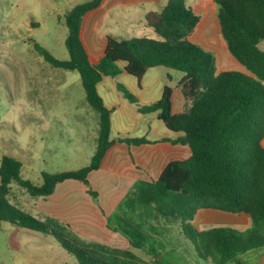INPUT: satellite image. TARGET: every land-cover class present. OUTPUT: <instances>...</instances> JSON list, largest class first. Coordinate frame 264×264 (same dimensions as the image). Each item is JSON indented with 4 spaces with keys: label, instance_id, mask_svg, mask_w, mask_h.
Masks as SVG:
<instances>
[{
    "label": "trees",
    "instance_id": "1",
    "mask_svg": "<svg viewBox=\"0 0 264 264\" xmlns=\"http://www.w3.org/2000/svg\"><path fill=\"white\" fill-rule=\"evenodd\" d=\"M106 0L76 5L66 15L69 59L59 60L39 44L40 55L55 68L77 71L89 105L99 113V136L91 161L76 171L42 173V184L22 178L23 164L11 156L0 163V229L3 222L53 237L77 264H146L132 249L158 256L160 235L150 221H179L196 254L214 264H229L245 253L264 248V0H213L222 37L231 56L248 75L235 70L215 74L214 55L191 39L201 17L186 0H168L160 14L149 17L158 38L117 40L110 36L103 57L93 63L82 39L84 22ZM120 63H124L121 68ZM164 66L184 73L178 86L190 106L183 113L172 110L173 89L165 87L161 98L141 106L140 113H158L178 140L191 150L187 159L167 164L158 179L139 180L116 210L106 216L107 227L124 236L132 249L122 250L83 240L67 223L54 217L40 219L10 202L12 183L32 198L46 199L57 186L79 181L96 205L99 193L89 175L101 168L112 146L109 109L98 92L103 77L125 71L141 82L152 68ZM119 90L133 104L137 98L123 85ZM128 145L157 143L142 138H120ZM246 214L252 225L245 231L231 227L199 230L193 223L200 210ZM165 249L164 246H161ZM164 260L161 259V264Z\"/></svg>",
    "mask_w": 264,
    "mask_h": 264
},
{
    "label": "rangeland",
    "instance_id": "2",
    "mask_svg": "<svg viewBox=\"0 0 264 264\" xmlns=\"http://www.w3.org/2000/svg\"><path fill=\"white\" fill-rule=\"evenodd\" d=\"M88 1L91 0H0V163L3 156L21 161L22 178L34 185L42 184L44 172L76 171L92 158L99 113L89 105L79 73L53 67L35 47L39 44L55 58L68 60L66 15ZM113 36L116 38L117 34ZM198 37L192 41L205 49ZM94 38L96 44H101L98 36ZM206 48L216 58L215 74L227 70L249 74L231 56L221 33L220 46ZM11 190L12 204L37 218H48L41 199L32 198L15 182ZM67 224L83 240L129 249V242L122 235L105 230L100 236H85ZM149 224L160 233L153 234L158 240L159 255L140 253L146 264H161V259L163 264H214L198 257L179 221L160 218ZM263 254L264 248L250 251L229 264H264ZM0 264L77 262L53 237L3 222Z\"/></svg>",
    "mask_w": 264,
    "mask_h": 264
},
{
    "label": "crops",
    "instance_id": "3",
    "mask_svg": "<svg viewBox=\"0 0 264 264\" xmlns=\"http://www.w3.org/2000/svg\"><path fill=\"white\" fill-rule=\"evenodd\" d=\"M167 2L168 0H106L99 9L88 15L84 22L82 39L90 60L95 64L100 61L106 49L107 37H112L115 33L116 38L114 36L112 38L117 40L142 37L157 39L158 36L149 24L148 18L160 14ZM186 2L201 17L190 39L197 41L198 35V39L201 40L199 44L205 49L220 46L221 30L214 1L186 0ZM95 35L98 36L97 41L101 44H96ZM263 46L264 42L260 44V48L264 51ZM119 66L124 68L125 64L120 63ZM183 76L184 73L181 71L158 66L150 69L141 82L125 71L113 77H103L98 84V92L104 104L113 110L111 140L115 143L104 158L101 168L89 175L92 188L99 193L100 205L93 202L83 183L69 180L59 184L53 195L46 199L39 198L42 209L48 217L69 223L85 236H100L105 230L111 231L107 227L106 216L116 210L135 182L156 180L169 162L190 157L191 150L188 146L161 141L162 139L176 141L184 133L170 131L159 120L158 113L142 114L139 111L141 106L158 101L165 87H171L173 112L178 114L185 112L190 103L178 86ZM122 80H125L124 84L121 83ZM120 85L126 87L137 98L138 104H133L124 97L119 90ZM99 129L98 121L93 134L91 156L96 151ZM142 137L159 142L145 145H128L119 142L120 138ZM193 223L199 230L231 227L245 231L251 227L252 220L246 214L204 209L198 212ZM129 249H132L131 245ZM132 250L135 253L138 251L139 254H136L140 257L141 254H145L140 250Z\"/></svg>",
    "mask_w": 264,
    "mask_h": 264
}]
</instances>
